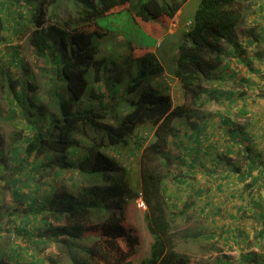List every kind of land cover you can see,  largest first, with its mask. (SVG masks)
I'll list each match as a JSON object with an SVG mask.
<instances>
[{
    "label": "trees",
    "instance_id": "obj_1",
    "mask_svg": "<svg viewBox=\"0 0 264 264\" xmlns=\"http://www.w3.org/2000/svg\"><path fill=\"white\" fill-rule=\"evenodd\" d=\"M184 1L0 0V45L8 43L10 32L17 34L26 26L22 22L17 28L18 12L27 17L33 29L29 45L45 64L41 89L24 77L18 92L9 85L11 105L19 103L29 133L23 147L9 148V160L16 164L10 174L1 171L6 162L0 157V182L15 204L3 217L17 213L14 238L20 241L8 249L13 237H3L0 248L6 251L0 252V264H56L41 255L53 243L69 264H132L130 250L124 254L119 240L123 203L137 199L146 207L144 220L152 238L149 256L141 264H185L174 250L173 231L180 226L175 214H167L160 170L172 174L186 167L185 144L202 132L205 119L199 109L222 96L212 85L224 81L215 73L231 55L224 41L243 23L249 4L199 0L177 45L174 76L181 104L173 105L170 95L154 86L163 67L153 46L127 41L129 52L122 62L129 70L123 79L99 43L100 22L121 14L120 9L145 37L162 38ZM143 125L153 130V140L144 147L138 137ZM132 138L139 139L136 148L141 150L137 189L114 156L135 142ZM170 146L179 152L176 163L166 150ZM26 170L32 183L19 179V172ZM188 174L179 173L175 182L183 185ZM44 187L49 193L42 196Z\"/></svg>",
    "mask_w": 264,
    "mask_h": 264
},
{
    "label": "crops",
    "instance_id": "obj_2",
    "mask_svg": "<svg viewBox=\"0 0 264 264\" xmlns=\"http://www.w3.org/2000/svg\"><path fill=\"white\" fill-rule=\"evenodd\" d=\"M246 3L243 23L224 41L231 55L215 71L224 81L212 87L222 96L202 107L204 112L199 109L205 116L202 132L185 144L186 169H181L189 174L183 185L174 184L176 190L189 189L200 218L209 222L208 229L197 226L185 234L194 238L184 239L197 251L208 244L201 250L210 255L207 264H264V0ZM182 8L169 34L185 32L191 23L193 17L182 22ZM4 185L0 182V242L13 237L9 249L19 243L17 213L3 217L15 205ZM182 214L174 215L179 223Z\"/></svg>",
    "mask_w": 264,
    "mask_h": 264
},
{
    "label": "rangeland",
    "instance_id": "obj_3",
    "mask_svg": "<svg viewBox=\"0 0 264 264\" xmlns=\"http://www.w3.org/2000/svg\"><path fill=\"white\" fill-rule=\"evenodd\" d=\"M198 3L199 0L184 1V4L182 5V22L191 20ZM48 7L49 6H47L46 10L50 9ZM22 11L26 13V9ZM123 11L124 10L120 9L121 14L107 17L100 22V25H103L102 27L108 30L106 33L105 31L107 30L102 28L100 32L101 36L99 38V43L102 54L106 57L109 56L110 61H116L120 76H122L123 79H126L129 67L126 63L122 62V59L129 52L126 46V43H128L127 41L132 40L133 42L135 41L136 44L153 46L151 50L154 51L158 61L163 67V72L159 78L154 81V86L159 87L161 90H165V92L170 95L173 105L182 103L184 100L181 90L175 82L176 78L174 72L176 69L177 45L184 32L179 34H169L172 33L169 31L170 25L172 24L171 22L168 32L162 38L160 36L159 39L154 40L153 38L145 37L144 34L136 28L137 26L134 25L129 16L125 12L122 13ZM178 14L179 12L177 11L175 16ZM22 22H25L26 26L17 32V34L10 32L11 36L9 37L8 43L0 45V149L2 151L0 157L2 155L4 157L2 159L6 162L3 163L4 166L1 167V171L7 172H9V169H12V166L16 165L9 160L10 146L23 147L22 142L24 141L25 136L29 133L19 103L17 102V107L11 105L13 98L9 95V85H13L14 91L18 92L22 86V77L26 78L28 83H33L40 89L42 88L44 81L42 69L45 64L42 60L36 57L34 50L28 42V36L33 29L27 22V17H21L17 12V28L19 27L18 24ZM188 25L189 23H187L186 28ZM133 49L134 47L132 46L131 52ZM118 54L120 56H117ZM132 70L133 68L130 69V71ZM30 76H32L33 79L30 78ZM38 90L39 89H37V91ZM131 110L132 108L129 109V111ZM205 110L206 109L202 108L203 112ZM16 112L17 114H15ZM26 115H28V113H26ZM138 137L144 139L142 140V147L146 146L153 140L152 128L148 125L141 126ZM132 139H134L135 142H131L125 149H122L119 155L114 154V156L118 159L121 165L126 168L128 174L127 179L131 186H133L134 189H137L140 184L139 155L141 150L136 148L139 139ZM166 150L170 153V160L176 163V157L179 154L177 149L170 146L169 148H166ZM182 168H184V170L186 169L185 166ZM160 171L162 175L161 188L162 191H164L163 199L167 201L168 206L166 211L168 216L170 217L171 214H179L180 212L185 213L182 214L184 215V221L180 220V223L177 221L180 227L176 231H173L175 241L174 250L179 257L184 258L185 264H207L206 261L207 259H210V255L201 250L208 244L203 242L202 245L204 246L197 245L200 250L197 251L194 245L185 242L184 239L188 236L185 234H189L192 229L197 226H202L204 229H208L210 227L209 222L206 219L200 218L197 205L192 204L193 195L189 193V189L184 188L183 186L182 189L178 190L174 188L175 178L181 173V169H176L172 174H167L164 167H161ZM19 173V179L21 181L32 183L31 179L26 176L27 170L24 171L23 175L22 171ZM3 178L7 179L8 177ZM61 181L62 179H60L59 182L63 184ZM68 183L70 184V182ZM45 188L46 192L42 196L49 193L47 187H44V189ZM24 191L26 192L29 190L24 188L23 192ZM139 201L140 199L126 200L122 206V227L124 231L119 240V247L124 254H128L130 250L129 260L132 264H141V261L149 256V248L152 242V238L147 231L144 220L146 207L139 206ZM23 205H25V202ZM17 242L20 241L17 239ZM221 246L223 245L221 244ZM106 249L108 252H112L109 248ZM60 251L57 243H53L48 245L41 252V255H44V258L55 260L56 264H69L65 254H60ZM111 254L112 253H110V255ZM82 257L84 258L85 256Z\"/></svg>",
    "mask_w": 264,
    "mask_h": 264
},
{
    "label": "built area",
    "instance_id": "obj_4",
    "mask_svg": "<svg viewBox=\"0 0 264 264\" xmlns=\"http://www.w3.org/2000/svg\"><path fill=\"white\" fill-rule=\"evenodd\" d=\"M138 205L141 206V207L145 206L144 203L142 202V200L139 201Z\"/></svg>",
    "mask_w": 264,
    "mask_h": 264
},
{
    "label": "clouds",
    "instance_id": "obj_5",
    "mask_svg": "<svg viewBox=\"0 0 264 264\" xmlns=\"http://www.w3.org/2000/svg\"><path fill=\"white\" fill-rule=\"evenodd\" d=\"M189 25H190V23H189Z\"/></svg>",
    "mask_w": 264,
    "mask_h": 264
}]
</instances>
